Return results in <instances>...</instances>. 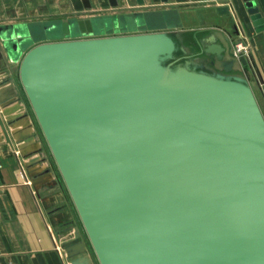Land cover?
<instances>
[{
	"label": "water",
	"instance_id": "water-1",
	"mask_svg": "<svg viewBox=\"0 0 264 264\" xmlns=\"http://www.w3.org/2000/svg\"><path fill=\"white\" fill-rule=\"evenodd\" d=\"M244 1L264 31V0ZM161 16L176 13L29 22L4 40L25 53L22 85L100 264H264V114L223 46L206 49L220 72L183 55L179 25L115 35Z\"/></svg>",
	"mask_w": 264,
	"mask_h": 264
},
{
	"label": "crops",
	"instance_id": "crops-1",
	"mask_svg": "<svg viewBox=\"0 0 264 264\" xmlns=\"http://www.w3.org/2000/svg\"><path fill=\"white\" fill-rule=\"evenodd\" d=\"M90 1L92 7L87 9L84 0H0V264H100L76 212L67 209L61 217L54 213L56 209L51 210L64 196V180L44 145L21 82L25 53H11L4 40L6 28L74 17L173 10L181 24L174 31L184 41V56L223 72L217 56L206 53L209 46H223L226 60L234 63L232 74L249 82L264 114V31L258 32L254 27L244 0H145L144 4L118 0L117 7L110 0ZM222 7L229 11L220 12ZM135 33H141V27L135 25L115 35ZM237 44L246 47L247 52L235 55ZM15 92L19 94L18 102ZM33 179L42 180L39 193ZM72 218L76 223L69 222ZM77 231L85 236L82 240L75 239Z\"/></svg>",
	"mask_w": 264,
	"mask_h": 264
},
{
	"label": "rangeland",
	"instance_id": "rangeland-1",
	"mask_svg": "<svg viewBox=\"0 0 264 264\" xmlns=\"http://www.w3.org/2000/svg\"><path fill=\"white\" fill-rule=\"evenodd\" d=\"M170 21L168 22V19L166 17H164V18L163 17H160L158 19L157 23H153V24H150L149 23L148 24V22L147 23L144 22V23H142L140 25V27L141 28L147 27L146 29H149V30H153V29L158 30V29H164L165 27H168V25H169V28H171L170 27L171 25L174 26V24L175 25H181L180 22H179V20H178V18L176 16L172 17V22H170ZM37 122H38V120H37ZM38 124H39V122H38ZM39 126H40V124H39ZM39 128H41V127H39ZM40 130H41L42 137L44 139V145L46 147H48L49 153L52 154V151H51V149L49 147V144H48V142L46 140V137H45L42 129H40ZM52 157L54 158L53 154H52ZM53 160H55V158ZM62 189H63V192H64V196L61 197V199L58 201L57 205L56 204L53 205V209H51V210H55L56 209V211L54 213H57L58 216L63 217L62 214H64V213L66 214V210L72 208V210H74L76 212L77 217L79 218L78 219L79 220L78 222H80L81 226L83 227L84 233L86 234V238L89 240L88 235H87V233L85 231L84 225L82 223V220H81V218L79 216V213H78V211L76 209V206H75V204L73 202V199H72V197L70 195V192H69V190H68V188H67V186H66V184H65L64 181H63V184H62ZM66 217H68V216L66 215ZM69 222L71 224L76 223V221H75L74 218L70 219ZM83 236H84L83 233H80V232L77 231V235H76L75 239L76 240H82L83 239Z\"/></svg>",
	"mask_w": 264,
	"mask_h": 264
},
{
	"label": "built area",
	"instance_id": "built-area-1",
	"mask_svg": "<svg viewBox=\"0 0 264 264\" xmlns=\"http://www.w3.org/2000/svg\"><path fill=\"white\" fill-rule=\"evenodd\" d=\"M247 52V48L243 47L241 44H237L236 50H235V55L239 56L240 54Z\"/></svg>",
	"mask_w": 264,
	"mask_h": 264
}]
</instances>
